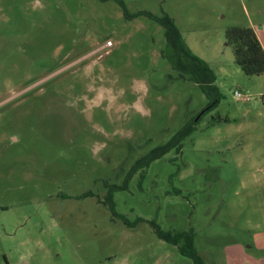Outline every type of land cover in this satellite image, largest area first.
Segmentation results:
<instances>
[{"label": "rangeland", "instance_id": "374dc122", "mask_svg": "<svg viewBox=\"0 0 264 264\" xmlns=\"http://www.w3.org/2000/svg\"><path fill=\"white\" fill-rule=\"evenodd\" d=\"M232 27L264 46V0H0V264H192L150 223L193 231L204 264H264V73Z\"/></svg>", "mask_w": 264, "mask_h": 264}, {"label": "trees", "instance_id": "16d2710c", "mask_svg": "<svg viewBox=\"0 0 264 264\" xmlns=\"http://www.w3.org/2000/svg\"><path fill=\"white\" fill-rule=\"evenodd\" d=\"M119 5L124 11L123 4L119 2ZM139 15H144L145 17L154 20L164 29L166 39L170 46L169 48L173 52V55H170L171 61L176 66L182 68V70H185L187 68L186 70L191 75V77L197 82H200L201 80L198 78V75L192 72L193 69L191 71V67L189 66L188 61H192V66L205 72L208 71L207 67L202 61L190 55L173 21L167 15H163L162 17H155L149 13H141ZM225 40L226 45L229 46L232 50L235 64L245 75L260 76L264 73V50L252 28H229L225 33ZM202 89L206 92L205 88L202 87ZM261 101L264 106V96H262ZM193 129L194 128L192 127L184 125L173 142L171 141L165 145L159 146L154 149L149 155L147 154L139 159L136 162V165L127 174L125 181H129L132 177V174L135 173L136 170L141 168L143 169L147 167L151 161L162 157L164 153L178 144L179 139L182 135L191 134ZM121 188L122 186L120 188L112 186L106 192L104 203L105 205H107V208L109 209V211H111V213L114 209L113 194L121 190ZM113 216L115 215L113 214ZM150 224L153 226L154 233L158 239L170 245L176 246L179 253L182 256L188 258L192 264H204L203 259L198 255L194 247L193 231H162L154 223Z\"/></svg>", "mask_w": 264, "mask_h": 264}, {"label": "built area", "instance_id": "2783aa9c", "mask_svg": "<svg viewBox=\"0 0 264 264\" xmlns=\"http://www.w3.org/2000/svg\"><path fill=\"white\" fill-rule=\"evenodd\" d=\"M235 97L237 99H240V100L244 101V102H247L249 100V98L247 96H241V94L238 93V92H235Z\"/></svg>", "mask_w": 264, "mask_h": 264}, {"label": "crops", "instance_id": "0c3cea01", "mask_svg": "<svg viewBox=\"0 0 264 264\" xmlns=\"http://www.w3.org/2000/svg\"><path fill=\"white\" fill-rule=\"evenodd\" d=\"M253 29V28H252ZM253 31H254V33L256 34V31L253 29ZM257 36V35H256ZM257 39L259 40V38H258V36H257ZM259 42H260V44H261V46H262V48H263V50H264V46H263V44L261 43V41L259 40Z\"/></svg>", "mask_w": 264, "mask_h": 264}]
</instances>
